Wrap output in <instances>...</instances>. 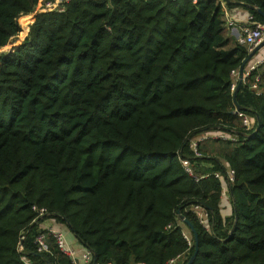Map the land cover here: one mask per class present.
<instances>
[{"label": "trees", "instance_id": "trees-1", "mask_svg": "<svg viewBox=\"0 0 264 264\" xmlns=\"http://www.w3.org/2000/svg\"><path fill=\"white\" fill-rule=\"evenodd\" d=\"M46 1L0 0V264H71L46 217L97 263L186 264L197 242L191 264H264V63L231 90L249 51L222 9L264 23L239 3L264 0ZM217 129L237 139L199 141L196 156L192 138Z\"/></svg>", "mask_w": 264, "mask_h": 264}, {"label": "built area", "instance_id": "built-area-1", "mask_svg": "<svg viewBox=\"0 0 264 264\" xmlns=\"http://www.w3.org/2000/svg\"><path fill=\"white\" fill-rule=\"evenodd\" d=\"M69 0H54V1H46L44 6L49 9H54L57 7V3L66 2ZM195 2L196 0H192ZM225 16H226V24L228 27H233L237 23H241L240 28V34L237 38L238 42L242 44L248 45V51H251L256 45H258L263 39H264V23L257 21L254 19L253 15L248 13L245 17H238L233 16L231 13L227 10H224ZM4 46L3 48H5ZM264 63V56H262L259 59H256L252 64L249 65L247 69L243 70L242 75L240 76V73L238 72V69L233 72V81L231 83V90L234 91L237 86L240 83H244L247 75L253 71L256 70L261 64ZM259 75L255 76L254 82L251 84V89L255 91V93L258 95L261 93L260 88L258 87L259 83ZM235 113L241 117L242 124L247 128L251 129L256 127V123L252 122L250 118L240 111L238 108L235 110ZM207 138H219L222 140H231L235 141L237 139L236 135L229 134L227 132L219 131L217 130H211L208 132H205L202 136H198L195 138V140L191 141V147L195 153L196 156H199L200 153L197 150V143L201 141L202 139ZM182 165L184 166L185 170L193 176V171L191 168V165L187 159L181 160ZM234 170L231 168H227L226 174H225V181L223 182V192L226 193V190L228 191V185L234 181ZM214 176L216 178L221 179L222 175L219 172H215ZM195 179H198L195 177ZM34 209H36L34 207ZM191 210L196 214L199 223L205 227L206 229L209 228L208 223V216L205 208L200 205H192ZM39 216H45L47 215V212L44 208L36 209ZM47 232L50 233L55 243L58 247V249L65 254L69 259L71 264H103V263H97L94 258V253L90 248L82 247L80 251L72 248L70 245L67 244L64 234L61 231L49 228L47 229ZM184 236L186 239L188 238V235L184 233ZM34 243L36 246L37 252H43L47 250V237L45 231H39V233L34 238ZM176 259H171L168 264H174ZM145 264V263H140Z\"/></svg>", "mask_w": 264, "mask_h": 264}, {"label": "crops", "instance_id": "crops-1", "mask_svg": "<svg viewBox=\"0 0 264 264\" xmlns=\"http://www.w3.org/2000/svg\"><path fill=\"white\" fill-rule=\"evenodd\" d=\"M222 9L223 10H228L229 8L227 6H225V4L223 3L222 5ZM229 12L231 13V15L233 16H238V17H245L247 16V10L243 7V6H233ZM240 28H241V23H237L236 25H234L233 27H231L229 29V34L234 37L235 39L238 38L239 34H240ZM262 56H264V46L261 48V50L259 52H257L255 54V57L251 60V64L256 60L261 58ZM249 66H246L244 69H247ZM238 72L240 73V69H238ZM221 206H222V213L225 215L230 214L231 212V203H230V199H229V195L228 193L223 195L222 198V202H221ZM38 227L40 229H55L58 231H61L66 239V242L68 245H70L72 248L80 251L82 249V245H80L78 243V241L76 240V238L74 237L73 233L69 230V228L67 227V225L65 223L59 222L56 219H54L53 217L51 218H44L41 221H39L38 223Z\"/></svg>", "mask_w": 264, "mask_h": 264}, {"label": "water", "instance_id": "water-1", "mask_svg": "<svg viewBox=\"0 0 264 264\" xmlns=\"http://www.w3.org/2000/svg\"><path fill=\"white\" fill-rule=\"evenodd\" d=\"M228 1H230V0H228ZM239 3L248 6L249 8L253 9L258 14H260L261 16L264 17V12L259 7L249 6L248 4H246L244 2H239ZM263 46H264V39L258 45H256L251 51H249L247 58L243 61V63L241 64V66L239 68L240 69V76L242 75L244 68L251 64V60L255 57V54L257 52H259ZM180 218L183 220V222L188 227H190V230L194 233V229L192 227V224L187 219H185L183 216H180ZM194 235H195V233H194ZM195 238H196V235H195ZM196 251H197V242H196L195 253L191 256L190 260L186 264H191L192 263V261H193V259L195 257Z\"/></svg>", "mask_w": 264, "mask_h": 264}, {"label": "rangeland", "instance_id": "rangeland-1", "mask_svg": "<svg viewBox=\"0 0 264 264\" xmlns=\"http://www.w3.org/2000/svg\"><path fill=\"white\" fill-rule=\"evenodd\" d=\"M222 2H223V1H222ZM58 8H59V7H57V9H58ZM17 39H18V38H16V40H17ZM8 46H9V45H7L5 48H2L1 51H4V50L6 51V50H8V48H9ZM5 51H4V52H5ZM202 135H203V134H200V135H198V136H202ZM198 136H196V137H198ZM196 137L192 138V140H195ZM203 140H204V139H202L201 141H203ZM226 194H227V190H226ZM184 233L188 235V232H187L186 230H184Z\"/></svg>", "mask_w": 264, "mask_h": 264}]
</instances>
